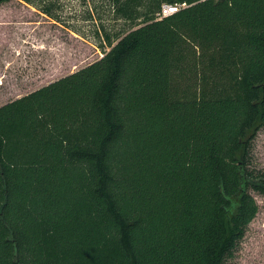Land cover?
Wrapping results in <instances>:
<instances>
[{"label":"trees","instance_id":"16d2710c","mask_svg":"<svg viewBox=\"0 0 264 264\" xmlns=\"http://www.w3.org/2000/svg\"><path fill=\"white\" fill-rule=\"evenodd\" d=\"M118 14L100 60L0 107V264H228L259 212L264 0Z\"/></svg>","mask_w":264,"mask_h":264},{"label":"rangeland","instance_id":"374dc122","mask_svg":"<svg viewBox=\"0 0 264 264\" xmlns=\"http://www.w3.org/2000/svg\"><path fill=\"white\" fill-rule=\"evenodd\" d=\"M123 1L10 0L2 5L0 107L100 60L110 50L100 46L104 30H132L133 22L118 14ZM251 169L264 172V128L253 142ZM250 192L259 212L228 264H264V195Z\"/></svg>","mask_w":264,"mask_h":264},{"label":"built area","instance_id":"2783aa9c","mask_svg":"<svg viewBox=\"0 0 264 264\" xmlns=\"http://www.w3.org/2000/svg\"><path fill=\"white\" fill-rule=\"evenodd\" d=\"M183 5H164L162 8L161 13L159 14V18L162 19L164 17L170 16L174 13H176L181 7H184Z\"/></svg>","mask_w":264,"mask_h":264}]
</instances>
